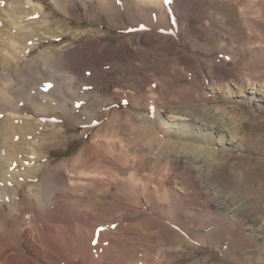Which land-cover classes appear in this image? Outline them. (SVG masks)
<instances>
[{"label":"rangeland","instance_id":"374dc122","mask_svg":"<svg viewBox=\"0 0 264 264\" xmlns=\"http://www.w3.org/2000/svg\"><path fill=\"white\" fill-rule=\"evenodd\" d=\"M26 1L0 3V17L8 15L13 21L17 14L16 25L36 30L26 46L13 43L21 31L0 18V31L7 30L2 34L7 41L0 52V91L12 101V113L24 116L22 109L26 108V114L37 120L33 127L40 128L36 136L41 142L45 140L39 153L48 156L45 163L50 169L93 144L103 128L117 142L116 146L103 144L100 148L106 160L125 166L117 171L102 168L98 176L92 175L94 172L73 175L72 184L81 185L74 191L72 187H34L43 202L39 207L24 198L15 181L0 176V255L4 236L15 228L21 234L8 239V247L17 244L35 264H50L24 232L33 224H71L74 206L80 204L114 210L113 217L106 216L95 224L86 241L85 250L91 245L92 252L102 245L97 249L106 252L102 264H264V208L263 212L257 210L259 205L264 207V200L252 207L256 204L253 199L259 202L264 195V0H184L187 6L170 12L164 9L160 17L133 13L129 2L110 6L100 0H32L44 11L40 16L27 15L29 9L22 5ZM249 26L259 31L260 41L247 42L244 30ZM155 35L170 39L171 44L160 48L148 42L132 45L125 55L116 52L131 40ZM90 42L99 46L96 53L108 51L103 62L83 51ZM257 55L258 60H254ZM233 58L235 62L229 60ZM52 81L69 83L74 93L65 99L55 94L53 99L61 101L59 107L38 94L41 86L51 88L48 83ZM25 96L37 100H19ZM173 113L193 118L174 122L187 123L183 128L168 121ZM4 115L0 113V123ZM201 124L209 130H197ZM217 127L222 132L218 133ZM54 131L59 132L55 138ZM110 138L100 137L106 142ZM13 141H20V136ZM174 142L185 144L181 148L184 159L192 145L205 162L197 169L194 162L182 163L178 171L160 177L166 163L157 161L156 148H172ZM0 155L3 171L5 151ZM190 171L193 178L198 177L194 186L189 182L185 185L182 179ZM44 175L42 172L37 177L41 180ZM94 177L98 182L89 183ZM40 180L23 181L37 185ZM159 184L166 187L158 189ZM174 193L178 198H173ZM246 195L250 199L246 200ZM224 216L243 221L244 230L222 224ZM151 218L158 223H151ZM82 220L89 226L90 220ZM106 237L111 240L106 241ZM38 241L40 244V237ZM78 245L76 252L71 249L66 257L56 254L67 264H90L80 255ZM1 258L0 264H6Z\"/></svg>","mask_w":264,"mask_h":264},{"label":"bare ground","instance_id":"6f19581e","mask_svg":"<svg viewBox=\"0 0 264 264\" xmlns=\"http://www.w3.org/2000/svg\"><path fill=\"white\" fill-rule=\"evenodd\" d=\"M2 1L3 0H0V3ZM100 1L105 3V4H108V5L110 3L112 5H114L115 3L124 4L125 2H129L130 5L128 6V8H129V10L131 12L137 13V14L138 13L139 14H142V13L145 14L146 13L145 15H147L148 13L149 14L151 13L154 16L159 15L158 17H160V14H162L164 12V9H167V10H169L168 12H170L175 7H180V6L185 7V6H187V3H185L184 0H171L170 3L166 2V0H100ZM21 4L22 3H20L19 5L21 6ZM111 4H110V6H111ZM254 4H256V3H254ZM22 5H23V7L26 6V8L29 9L27 11L24 9L26 11L25 13H27V15H29V13H34L36 15L38 14L37 16H40V14H42L43 11H44V8H43V6L41 4H37V3H35L32 0H27ZM259 6L262 8L263 5L261 6V4H260ZM5 12L7 13L8 11L5 10ZM18 17L19 16L17 14H15L13 16V19H14L13 21L11 20L10 16H8V15H5V18H4V16L3 17L1 16L0 18H4V22L5 23H9V25L11 26L12 24L16 25L15 21L18 19ZM30 18H32V17L30 16ZM31 24L32 23H30V25ZM16 27H18V31H21V32H19L16 36L13 37V39H14V40H12L13 43L20 42V43H23L26 46V44L29 42L31 37H33V35L35 34L34 33V31H36L34 29L35 27L34 26L21 27L19 25H16ZM16 27L12 26L11 28L12 29H16ZM248 29L249 30H244L245 38H246L247 42H251V40H254V39H258V40H259V38L261 39V36L258 33L259 31H256L252 26H249ZM3 31H7V30L5 29V30H1L0 31V52L2 51V49L4 47L3 45H5L6 41H7V38L3 39V35H2ZM247 31H250V33L249 32L247 33ZM170 41H171L170 39H166V38L160 37L159 35H157V36L155 35V37L146 36L144 39L131 40L130 41V45H122L119 49L116 50V52L118 54H120V55H125V54H127V52L130 51V47L132 45H137V44H139V45H147L148 42L154 43L155 45H159L160 48H163V47H166L168 44H171ZM96 45L97 44L94 43V42L86 43V46L84 47L83 51L85 53H87V54H91L92 56L97 57L98 59L101 60V62H103V60L106 57L109 56L108 51L107 50H102L100 53H96V50H97L96 48L99 47V46L96 47ZM102 48H108V47H102ZM257 57L259 58V56L257 55V56L254 57V60H256ZM5 59H7V58L5 57ZM229 60H233L235 62L234 58L233 59H229ZM228 63H229L228 61H225V65H228ZM92 79L90 80V78H89L88 80L92 81ZM48 84H50V86H52V87L48 88V89H44L41 86V89H39L38 94L40 96H43L44 100H47L46 101L47 103H50V104H52L54 106H58L59 107L61 105L60 104L61 101L58 102L57 99L56 100L53 99V96H55V94L57 95L59 93L60 95H58L59 97L58 96L57 97L58 98H64V99L66 97L70 98L74 94L73 91H71L72 86L69 83L65 82L63 85H60L59 81L58 82L52 81V82H49ZM73 84H75V83H73ZM83 85H85V84H83ZM80 88H81V86H80ZM92 89H93L92 91L94 92V94L97 93L94 88H92ZM55 92H57V93H55ZM77 96H79V95H77ZM24 98H26V101H28V102H31V101L34 102L35 100H37V97L34 99V98L30 97V96L22 97V99H19V100L25 101ZM23 101H21V102H23ZM0 102H3V104H4L3 105L1 103L3 105V108H1L2 110H0V113H4L5 114L4 118L1 120V123H0V146H1L0 152L3 151V150L5 151V156L1 157V162L3 163V165L5 164L4 168L6 167V169H7V170L4 169L3 171H0V176L5 178V179H7V180L11 179L12 181H15V184L17 186H21V189L23 191V196H25L24 198H26V196L28 198H30L31 203L34 202L35 206H36V204L38 205V207L42 206L43 202H40L38 194H36L34 192V189H33L34 187H35V190H36V188L37 189H41V188L45 189V188H48V187H62V188H64V187H72L71 189L74 191V190H77V188H74V187H81V185H79V184L73 185L72 184L71 181L74 180L73 175H75V176L76 175H84L85 176V174L86 175L87 174L91 175L94 172L95 174L93 173L92 175H95V176L97 175L98 176L99 175V173H98L99 170L101 171V170L105 169L107 171H117V170H121L125 166V165H123L124 163H121V162H116V161H112V160H108L107 161L106 160V155L102 152L103 150H101L100 148H102V146H104L103 144H106L107 146L110 145L112 147L116 146L117 142L115 141L116 137L114 135L111 138H110V136H107L108 132L105 131L104 128H103L102 130H99L97 132L96 136L94 137L95 141H94L93 144L87 145L82 151H80V153L77 156H75V157H73V158H71V159H69L67 161H64L60 166H57L56 168H53V169L51 168L50 169V166L47 163H45V160L48 158V156L45 157V155H43L42 152L39 153V149L42 146H44V144H45L44 141L45 140H42V142H41L40 140H38V138L36 136L37 130L40 129V128H37V130H35V128H36L35 126H37L36 124L38 123L37 120L31 115H27L26 111H25L27 109L24 108L25 110L22 109V112L23 113L25 112V115L24 116L20 115V117H18L19 116L18 115L17 117L19 118V121L17 120L18 122L16 123L15 120H16L17 117L14 116V114L12 113V110L10 109L13 106V105L11 106L12 101L7 96V94H5L4 91H0ZM19 104H21V103H19ZM22 104H24V103H22ZM34 104L36 105L37 103H34ZM77 105L79 106L80 104L78 103ZM32 106H34V105H32ZM0 107H1V105H0ZM39 107L45 108L42 104H40ZM66 107L67 106H65V108ZM33 108L34 107H32V109ZM39 111L41 112V109ZM43 112H45V111H43ZM35 113H37V112H35ZM171 117H173V118L172 119L171 118L168 119V121L173 122V124L175 126L179 125V126H181L183 128H187L188 124L187 123L176 124L174 122H176V121H183V122L184 121H191V119L193 118L192 115H178L177 113H173L171 115ZM182 117H184V118H182ZM186 117H188V119H185ZM38 126H39V124H38ZM199 126L200 127H197V130H199V131H208L209 130V126L208 125L201 124ZM33 127H35V128H33ZM216 129H217L218 133L222 132V129L220 127H217ZM58 133H59L58 131L57 132L54 131L53 138H55V134H58ZM105 134H106V136H105ZM17 135L20 136V141L14 142L13 140H14L15 136H17ZM39 135H40V139H41L43 137V134L39 133ZM109 135H111V134H109ZM100 137H104V138H107V139L110 138L113 141L109 139L110 141H112V143L110 141H107L108 142V144H107L106 140H101ZM43 139H44V137H43ZM184 145L185 144H180V143L177 144V143L174 142V144L172 145V148H165L164 146H158L156 148V153L155 154H156V157H157V161L158 160L159 161H165V163H166V168L163 167L165 171L160 173V175H159L160 177L166 178L167 174L169 172L178 171L182 167V163L194 162L196 164L195 165V169L202 167L201 163H204L205 160H203L202 156H200L199 154L198 155L195 154L196 148L194 146H192V145L189 146L190 149H192V151L189 152V154L184 159V157L182 156V149H181L182 147H185ZM50 146L54 147V144H51ZM175 146H177V148H178V150H176V152L174 150H171ZM18 161H19L20 164L18 166H16L18 164ZM89 161L92 162V165L88 166V162ZM141 162L142 161H140V163ZM139 168H141V167H139ZM42 172L46 176L44 175L45 177L40 180V178H38V177L41 175ZM191 174H192V171H190V172L186 173L184 176H182V179L186 182V183L184 182L185 185L188 184L187 182H189L190 184H192V186H194L195 185V181L198 180L197 179L198 177L197 178H193ZM42 177H43V175H42ZM19 179H23V180H25V179L28 180L29 179V180H32V181H34V180L37 181L39 179L40 183L37 184V185L24 184L25 181L21 180V182H19ZM199 179H201V178H199ZM81 180H83V179H81ZM89 180H90L89 183H95L96 184L98 182V179L95 178V177L91 178V179L89 178ZM158 180H154V181H158ZM2 183H4V182H2ZM136 183L137 182H135L134 185H136ZM138 185H140V184H138ZM158 187H166V186L159 184V186H157V188ZM4 193H6V191ZM150 193L154 194L152 192H150ZM158 196H160V195H158ZM244 196H245V194H244ZM153 197H154V195H153ZM157 198H155V199L158 200L159 198L158 199ZM173 198H178L176 193L173 194ZM245 198H246V200L250 199V195L248 197L246 195ZM253 200H256V204L252 205V207H255V205L257 207V205H259L260 202L264 200V195L263 194L261 195L259 202H258V199H256V198L253 199ZM259 206H260V208H257V210L260 211V212H263L262 209L264 207H262L261 205H259ZM232 210L233 209H231V211ZM177 211L180 213L179 207H178ZM74 215H75V220L71 224L70 223H65V222H59V224H53V225L46 224V225H41V226L37 225V224L36 225L33 224L30 229L25 230L24 234H25L26 238L30 241L32 247L35 248L37 253L45 255V260L50 262V264H63V263L67 264V263L64 262L65 260L64 261L62 260V257L59 258L57 256L58 252L63 254L66 257V255H68L70 253L71 249H74V251H75V248L77 247L76 244H78V243H79L78 246L81 249L80 255L82 254L85 257V260H87L90 264H102L103 263L102 259L105 258L104 257L105 254L104 253H106V252H104L103 250H97L102 245L100 247H98L99 245L96 246L97 247V248L95 247L96 251L92 252L91 251L92 250L91 245H89V248L91 247L90 251H88L89 250L88 247H87L88 250H85L86 249L85 246L87 245L86 241L90 239L91 233H92V231L95 228V224L101 222L104 218H106V216L112 215V217H113L114 216V210H111V209H106V210L104 209L103 210V209H99V208H97L95 206H85V205L78 204V205L74 206ZM37 216H38V214H37ZM82 219L90 220L91 224L89 222L88 223L89 226L85 225L84 223H82V221H83ZM223 219H225V221L222 220V222H223L222 224L225 225L227 223L226 224L227 227H233V228L236 229V231L239 230L240 232L244 230L245 224L243 223V221H241V220L237 221L233 217L226 218V216H224ZM228 220L230 222H236V221L237 222L235 224L234 223L231 224V223H229ZM148 221L149 220H147V222ZM150 221H151V223L152 222L158 223V221L154 220V218H151ZM137 224L141 225V223H137ZM137 224L135 223L134 226L137 225ZM172 224L173 223L171 222V225ZM131 226H133V225H131ZM141 226L143 227V225H141ZM97 227H98V225H97ZM175 227H177V226H175ZM143 229H142V231H143ZM137 231H139V230H137ZM145 232H146V230H145ZM20 234H21V232L17 231L15 228L13 230H10V231L7 232V235L4 236V239H3L4 243L1 242V243H3V245H2L0 258L2 257L1 259H3V257H4L6 264H35L34 263L35 261L33 262L24 253V251H22L20 249V247L17 246V244L14 245V243H13L14 246H11L12 248L8 247L7 240L11 239V238H15V237L18 238L20 236ZM147 234H149V233H147ZM105 235L106 234H104V236ZM69 236L72 237L71 238L72 242L69 241V239H68ZM244 236H246V235H244ZM38 237L41 238L40 244H42V245L38 244L39 243ZM92 240L93 239L90 240V243H91ZM107 240L108 239L106 237V241ZM109 240H111V239H109ZM107 246H109V245H107ZM104 247H105V244H104ZM8 248H10V249H8ZM80 249H78V250H80ZM105 249L107 250V248H105ZM93 250H94V247H93ZM7 252H12V253L8 255ZM107 252H109V251H107ZM72 255H73V253H72ZM75 256H77V255L75 254ZM79 258H81V257H79ZM118 258L120 259L119 256H118ZM71 260H69V261H71ZM120 260H122V259H120ZM157 260L158 259H156L155 261H157ZM132 261H134V260H132ZM126 262H129V261H126ZM112 263L110 262V264H112ZM150 264H152V263L150 262ZM153 264H155V263H153Z\"/></svg>","mask_w":264,"mask_h":264},{"label":"snow or ice","instance_id":"6c2138e0","mask_svg":"<svg viewBox=\"0 0 264 264\" xmlns=\"http://www.w3.org/2000/svg\"><path fill=\"white\" fill-rule=\"evenodd\" d=\"M166 2L170 3V2H171V0H166Z\"/></svg>","mask_w":264,"mask_h":264},{"label":"trees","instance_id":"16d2710c","mask_svg":"<svg viewBox=\"0 0 264 264\" xmlns=\"http://www.w3.org/2000/svg\"><path fill=\"white\" fill-rule=\"evenodd\" d=\"M69 149L66 151V153H68Z\"/></svg>","mask_w":264,"mask_h":264}]
</instances>
